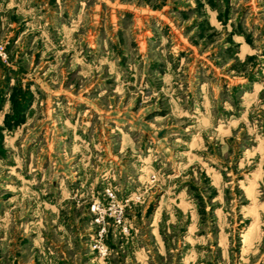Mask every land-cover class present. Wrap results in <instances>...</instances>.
Masks as SVG:
<instances>
[{
  "label": "rangeland",
  "instance_id": "1",
  "mask_svg": "<svg viewBox=\"0 0 264 264\" xmlns=\"http://www.w3.org/2000/svg\"><path fill=\"white\" fill-rule=\"evenodd\" d=\"M202 263L264 264V0H0V264Z\"/></svg>",
  "mask_w": 264,
  "mask_h": 264
},
{
  "label": "built area",
  "instance_id": "2",
  "mask_svg": "<svg viewBox=\"0 0 264 264\" xmlns=\"http://www.w3.org/2000/svg\"><path fill=\"white\" fill-rule=\"evenodd\" d=\"M101 216H102V215H101ZM97 247H98V249H99L101 252H104V251H105V248H104V245H103V244L98 243V244H97Z\"/></svg>",
  "mask_w": 264,
  "mask_h": 264
},
{
  "label": "crops",
  "instance_id": "3",
  "mask_svg": "<svg viewBox=\"0 0 264 264\" xmlns=\"http://www.w3.org/2000/svg\"><path fill=\"white\" fill-rule=\"evenodd\" d=\"M199 263H201V262H199ZM203 264V263H202Z\"/></svg>",
  "mask_w": 264,
  "mask_h": 264
}]
</instances>
